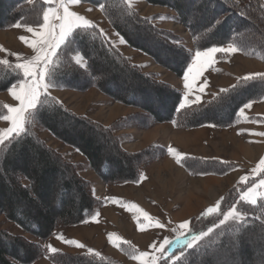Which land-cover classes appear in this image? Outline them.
<instances>
[{
	"label": "trees",
	"instance_id": "16d2710c",
	"mask_svg": "<svg viewBox=\"0 0 264 264\" xmlns=\"http://www.w3.org/2000/svg\"><path fill=\"white\" fill-rule=\"evenodd\" d=\"M143 1L148 5L173 11L177 23L189 34L195 51L214 45L226 46V42L235 41L240 52L264 63V0ZM82 3L97 8L130 49L150 58L178 78L184 75L191 61V54L181 44L178 36L153 25L150 18L142 17L129 8L125 0H82ZM193 3L197 4L196 18L195 15L190 16ZM98 5H103L104 9L101 10ZM7 7L9 13L6 11ZM44 8L40 0H0V30L10 29L18 23H42ZM197 18H201L202 23H198ZM99 31L95 26V30L89 29L83 38L77 37L79 49L87 57V69L67 74L63 57L59 61H53L50 70L54 82L59 84L58 88L53 89L78 92L96 89L115 103L134 108L138 113L103 126L73 114L48 95L41 107L39 119L28 127L27 134L11 141L6 139L0 146V216L25 235L40 241L50 238L54 230L60 227L83 223L97 208L103 206V201L93 196L90 183L78 174L76 164L67 162L61 154L40 139L36 133L37 128L76 150L104 185L137 184L141 181L143 169L166 157L167 152L159 145H149L132 153L126 152L115 135L117 130L128 126L149 129L162 123H171L177 129L202 126L229 128L237 122V112L243 103L264 98V77H258L247 85L241 84L223 102L216 99L221 95L219 92L203 103L192 104L178 111L182 99L179 90L144 73L106 36L99 35ZM140 40H145L148 45ZM61 72L65 74L60 75ZM16 74L14 64L0 65V93L7 91L16 81ZM19 75L22 77V72ZM117 81H122L125 85L119 93L115 88ZM232 86L226 89H231ZM146 96L153 100L152 106L143 102L142 98ZM3 105L0 101V111L6 113ZM61 121L82 129L77 130L78 132L67 130L62 128ZM107 145L109 152L105 153L103 149ZM179 165L191 176H222L235 167L217 159L196 157H184L183 163ZM5 168L10 174L4 171ZM263 177L260 174L232 187L218 200L221 202V209L227 211L238 201L242 192L251 187L257 178ZM58 180L61 182L58 183ZM71 193L75 195V202L66 199ZM237 207L244 216L238 224L215 230L211 237L199 242L198 247L188 249L184 244L175 246L168 256H180L183 252L181 264H195L197 260L213 264L210 258L212 253L227 245H244L255 237L261 243L257 250L264 255V199L258 198L255 205L241 201ZM206 209L189 220L191 234L185 236L184 240H191L197 231H205L200 227H213L222 219V213L203 217L202 213ZM118 247L125 256L134 250V247L126 243H120ZM43 253L38 243L0 228V264H32ZM250 254L244 252L247 260L251 259ZM49 261L51 264H122L101 254L65 252L50 254ZM168 264L173 262L168 260Z\"/></svg>",
	"mask_w": 264,
	"mask_h": 264
},
{
	"label": "rangeland",
	"instance_id": "374dc122",
	"mask_svg": "<svg viewBox=\"0 0 264 264\" xmlns=\"http://www.w3.org/2000/svg\"><path fill=\"white\" fill-rule=\"evenodd\" d=\"M40 1L44 4V0ZM195 2H199V0H195ZM193 5L194 8L190 16L196 14L197 4L193 3ZM44 7V10L48 8H57L59 10L61 8L59 4H44ZM131 8L140 16L150 18L152 24L156 27L170 31L172 34L178 36L181 44L190 52L192 61L196 51L192 47L189 34L175 20L173 11L164 7L148 5L143 0H132ZM69 10L93 22L99 30L101 29L107 34L114 33L116 35L107 21L103 18L100 11L94 6L81 2L78 5H69ZM6 11L9 13L8 7ZM190 16L188 17L191 18ZM163 17L170 19H154ZM196 17H198V15H195V18ZM197 20L198 23H202L201 18H197ZM110 30L111 32H109ZM21 36H24L30 42L38 39V37L34 36L32 33L15 26L7 30H0V48L5 50L0 51V59H7L10 63L15 65L17 62L15 54H20L22 57L28 59L34 55L32 49L19 39ZM140 42L148 45L145 40H140ZM124 45L128 47L125 43ZM225 47H227V45ZM217 57L218 58L211 63V66L206 67L203 74L197 77V81L193 84L191 90L184 88V75L178 78L171 72L155 64L150 58L149 63L152 65L149 69L156 74H148L161 82L169 84L176 90H179L183 97L182 103H185V107H187L192 104L205 102L218 94L221 89H226L242 77L254 74V72H257L256 70L261 69L262 71L264 68L263 62L248 57L239 50L234 54L218 53ZM133 59L137 60L135 54L133 55ZM143 59L145 60V58ZM121 83L123 84L122 81H117L115 84L117 92L125 88V85ZM201 87H203V91L199 90ZM53 90L63 92L58 95L65 104L68 103V107L62 103L61 99L60 101L58 98H54L70 112L77 116L86 117L100 125L104 124L105 126H109L120 118L138 113V110L134 108L115 103L96 89H89L84 92L65 89ZM68 92H74V94L71 95L72 97ZM185 93H187V95H185ZM198 97L199 99H197ZM142 100L148 106H152L153 104V100H151L150 96L143 97ZM0 101L3 102L4 105H8L9 103L12 107L18 106L19 103L10 96L8 90L0 93ZM158 101L160 100L158 99ZM237 117L238 120L232 127L224 129H217L211 126L177 129L173 127L171 123H162L154 125L149 129L128 126L124 129L117 130L115 135L118 137L120 144L130 142V139L132 141V139L135 138V147H140L144 141L143 138H145V140H147L146 143L152 142L151 145H159L164 148L166 152L169 146L173 147L181 157L185 155L202 159H212L210 158L211 156L218 157L214 159L232 164L235 167L225 175L215 176L220 179L191 176L181 171L175 158L170 156L167 152L166 157L154 161L147 166L148 168L146 167L143 169L141 177L144 178L141 179L139 183H125L111 186L104 185L98 179L89 167L86 159H83V156L76 150L63 145L54 139L48 132L37 128V135L47 146L61 154L67 162L72 163L70 160L76 161L73 163L77 165L78 174L90 183L93 196L103 201V206L97 208L83 223L75 226L60 227L54 230L52 236L44 241L25 235L19 228L6 221L2 216H0V228L10 234L25 236L39 244L43 249V256L32 264H51L49 255L52 253L47 250L48 245L55 248L56 252L70 254H101L111 257L122 264H140L138 259L132 258L133 251L136 253L144 251L149 252L150 255L146 259H151L152 256H159V252H154L150 245L153 243L159 244L163 242L165 238L175 241L181 236L182 232L188 233L189 230L187 229H179V224L197 216L198 213L202 211L203 207L206 206L208 208V206L212 204L216 205L222 196L237 185V181H240V184L244 183L241 182L242 177L251 179L258 177L260 174L264 175V172L253 171L256 169L259 160L264 158V149L260 148V154L259 151L256 150V153H258L252 155H255L254 158L248 157L243 150V147L251 149L252 147L257 148L264 146V136L258 135L259 133H264V98L252 102L251 107L245 109L243 115ZM60 123L62 128L67 130L73 129L77 131L82 129L77 125H71L64 121ZM1 125L2 124H0V129H2ZM144 131L146 134L143 133ZM126 132L130 134L125 136L124 133ZM122 149L125 150L126 148L124 149V147H122ZM103 150L105 153H108L109 145ZM4 171L10 174L7 168H5ZM261 180H264V177L257 178L256 182L251 187L242 192L238 201H235L231 208H237L239 210L237 205L242 201L240 197L250 188L258 186ZM59 181L60 180L57 182L59 183ZM256 191L261 196H264V188H257ZM66 199L73 202L76 201L75 195L72 193L67 195ZM133 205H135V207H133ZM144 213L148 215L149 219L144 218ZM183 213L184 215H182ZM93 217H95V222H93ZM243 217L244 216L240 218L239 222L242 221ZM137 221H140V223L138 224ZM157 222L162 225V227H157ZM239 222L229 221L225 225L218 226V223L213 227L207 226L212 228L213 231L202 240L211 237L215 230L231 227ZM207 227L200 228L205 229V231H203L207 232L209 229ZM173 230H175V233ZM203 231L197 232L200 233ZM109 234L112 235L111 241L108 240ZM189 234H191V232ZM58 235H62L65 240L77 241L84 247L77 248L68 245L56 239ZM185 236L182 237L183 240ZM120 243L129 244L134 247V250L129 251V255L125 256L119 251L118 245ZM260 245V240L255 237L246 241L244 245H227L224 249L212 253L210 258L213 264H264V255L257 250ZM174 248L175 246L169 245L168 254L169 251H172ZM244 252L251 253L250 260L245 258ZM169 262L171 263L173 261L169 260ZM195 264L204 263L197 260Z\"/></svg>",
	"mask_w": 264,
	"mask_h": 264
},
{
	"label": "snow or ice",
	"instance_id": "6c2138e0",
	"mask_svg": "<svg viewBox=\"0 0 264 264\" xmlns=\"http://www.w3.org/2000/svg\"><path fill=\"white\" fill-rule=\"evenodd\" d=\"M81 2L82 0H44L45 5L59 4L61 8L59 10L57 8H48L44 10L42 23L38 22L35 25L18 23L15 25V27L23 28L25 31L37 36L38 39L30 42L24 36L19 37L21 41L32 49L34 55L28 59L22 57L20 54H15L17 60L15 63L17 78L16 81L9 86L8 91L10 96L19 103L16 107L9 105L2 106L3 109H6V113L0 111V120L8 122L10 127L6 130H0V146L6 142V139L11 141L26 135L28 127L39 119L44 100L48 99L49 89L59 87L58 82H54L53 73L50 70V65L54 60L59 61V58L63 57V66L68 69L67 74H71L72 71L78 69H87V64L85 63L87 57L84 56L83 52L79 49L77 37L83 38L89 29L95 30V25L85 17L69 10V5H78ZM126 2L130 8L132 0H126ZM98 7L101 10L104 9L103 5H98ZM154 19L167 20L170 18L163 17ZM98 34L106 36V33H103L102 30H100ZM121 42L123 43L124 41ZM226 43L227 47L214 45L206 49L196 50L194 58L184 73L183 79L185 89L191 90L193 84L197 81V77H200L206 70V67L211 66V63L218 58V53L234 54L239 50L235 41ZM74 45L76 46L74 47ZM0 51L5 50L0 48ZM9 64L10 62L7 59H0V65ZM21 71L23 74L22 77L19 75ZM63 74L65 73H60V75ZM258 77H264V74H250L242 77L231 89H221V95L216 97V99L223 102L231 92L240 88L241 84L247 85L248 82ZM199 90L203 91V87ZM185 95H187V93H185ZM197 99H199V97ZM251 105L252 101L243 103L239 108L237 116L243 115L244 110L250 108ZM185 106V103H181L178 111L184 109ZM258 135L264 136V133H259ZM167 152L170 156L175 158L177 164L183 163V158L173 147L169 146ZM253 171L264 172V158L259 160L256 169ZM143 178L144 177H141V179ZM246 180L247 177L241 178V182H245ZM257 188H264V180H261L258 186L250 188L240 199L246 203L255 205L257 203V198L264 199V196L257 193ZM133 207H135V205H133ZM221 213L222 219L219 220L218 226L225 225L229 221L239 222L240 218L243 216L237 208L230 207L229 210L223 211L220 201H218L215 206L208 207L202 213V216L207 217L212 214L220 215ZM144 218L149 219L146 213H144ZM93 222H95V217H93ZM137 223L139 224L140 221H137ZM156 226L162 227L158 222ZM178 228L187 229L189 231L188 233L182 232L181 236L175 241L165 238L163 242L159 244L153 243L150 245L154 252H159V256H152L151 259H146L150 255L149 252L144 251L136 253L133 251L132 258L138 259L140 264H160L161 261H163V264H168V260H172L173 264H181V257L184 253L181 252L180 256H175V254H173V256H168V246H180L184 244L188 249H192L194 246L198 247L199 244L197 242L201 241L213 231L212 228H209L207 232H200L193 235L191 240H183L182 237L191 232V221L180 223ZM173 231L175 233V230ZM56 239L77 248L84 247L77 241L65 240L62 235H58ZM108 240H112L111 234L108 235ZM47 250L50 253L56 252V249L51 245L47 246Z\"/></svg>",
	"mask_w": 264,
	"mask_h": 264
},
{
	"label": "crops",
	"instance_id": "0c3cea01",
	"mask_svg": "<svg viewBox=\"0 0 264 264\" xmlns=\"http://www.w3.org/2000/svg\"><path fill=\"white\" fill-rule=\"evenodd\" d=\"M101 30V29H100ZM103 31V30H102ZM104 33H106L105 31H103ZM109 32H111V30L109 31ZM106 37L110 40V42L125 56V57H127L133 64H136L137 66H139L144 72H146V73H153V74H156L155 72H153V71H150V66L152 65V64H150L149 62H150V59L149 58H146L145 56H143V55H141L140 53H138L137 51H133V50H131V49H129L128 47H126L125 45H124V43H122L121 41V39L118 37V36H116L114 33H109V34H107L106 33ZM123 48H125V49H123ZM128 51H129V53H128ZM136 55V59L137 60H134L133 59V55ZM143 58H145V60H147V61H145ZM260 68V67H259ZM263 68V67H262ZM264 69V68H263ZM262 69V71H261V69L260 70H256L257 72H254V74H264V70ZM61 93H63V92H59V91H57V90H53V89H49V91H48V95H50V96H53V97H55V98H58L59 100L61 99L60 97H59V95L58 94H61ZM69 94H70V96L71 95H73L74 94V92H68ZM72 97V96H71ZM62 100V99H61ZM60 100V101H61ZM182 101H183V97H182V100H181V103H182ZM62 103L63 104H65L64 102H63V100H62ZM8 105H9V103H8ZM66 105V107H68V103H66L65 104ZM10 106V105H9ZM100 123V122H99ZM0 124H2L1 126H2V129H0V130H6L8 127H10V124L8 123V122H6V121H3V120H0ZM102 124V123H101ZM102 125H104V124H102ZM105 126V125H104ZM203 128H205V127H203ZM37 130L38 129H36V133H37ZM40 130V129H39ZM144 134H146L145 133V131L143 132ZM125 134V136L126 135H129L130 133L129 132H126V133H124ZM50 136V135H49ZM144 139V141L142 142V144H141V146L140 147H135V145H134V143H135V138L134 139H132V141H131V139H130V142H125V143H121L122 144V147H124V149L127 151V152H136V151H138V150H141V149H143V148H145V147H147V146H149V145H151V143H146L147 142V140H145V138H143ZM134 140V141H133ZM145 143V144H144ZM260 148H263L264 149V146L263 147H252L251 149H249V148H246V147H243V150H244V152H245V154L248 156V157H252V158H254L255 157V155L258 153H256V150H258L259 151V154H260V151H261V149ZM249 151H251V152H249ZM60 152V151H59ZM60 153H62V152H60ZM250 153V154H249ZM63 155H65L64 153H62ZM78 154V153H77ZM253 154H255L254 156H252ZM258 154V155H259ZM77 156H79V155H77ZM80 157V156H79ZM184 157H191L190 155L188 156V155H185ZM183 156H182V158H184ZM196 158H198V157H196ZM210 158H212V159H214V158H218V157H210ZM83 159H85L84 157H83ZM69 160V159H68ZM70 162H76V161H74V160H70ZM78 163V162H77ZM178 166H180L179 164H178ZM148 168V167H147ZM180 169H181V171H184V169L182 168V167H180ZM146 170V169H145ZM185 172V171H184ZM186 173V172H185ZM201 177H203V178H212V179H220L219 177H215V176H211V175H209V176H201ZM225 178V177H224ZM211 179V180H212ZM238 182L240 183V181H237L236 183L238 184ZM215 204H212V205H210V206H208V207H211V206H214ZM207 207L205 206V207H203V209H206ZM202 209V210H203ZM182 215H184V214H182Z\"/></svg>",
	"mask_w": 264,
	"mask_h": 264
},
{
	"label": "bare ground",
	"instance_id": "6f19581e",
	"mask_svg": "<svg viewBox=\"0 0 264 264\" xmlns=\"http://www.w3.org/2000/svg\"><path fill=\"white\" fill-rule=\"evenodd\" d=\"M237 146V145H236ZM204 187V186H203ZM209 188V187H208ZM186 213H188V212H186ZM184 214V213H183Z\"/></svg>",
	"mask_w": 264,
	"mask_h": 264
}]
</instances>
